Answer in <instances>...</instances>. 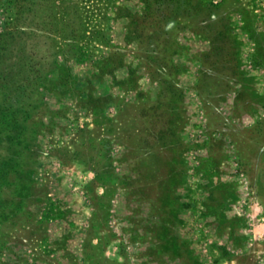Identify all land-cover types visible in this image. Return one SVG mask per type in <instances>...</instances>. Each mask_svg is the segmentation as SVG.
Listing matches in <instances>:
<instances>
[{
    "label": "rangeland",
    "instance_id": "374dc122",
    "mask_svg": "<svg viewBox=\"0 0 264 264\" xmlns=\"http://www.w3.org/2000/svg\"><path fill=\"white\" fill-rule=\"evenodd\" d=\"M150 2L0 0V264H264V0Z\"/></svg>",
    "mask_w": 264,
    "mask_h": 264
},
{
    "label": "trees",
    "instance_id": "16d2710c",
    "mask_svg": "<svg viewBox=\"0 0 264 264\" xmlns=\"http://www.w3.org/2000/svg\"><path fill=\"white\" fill-rule=\"evenodd\" d=\"M152 2H150L149 6L151 9H153L154 11H158L161 10L163 11V6L162 5V1L165 0H151ZM15 56V55H14ZM25 56V55H24ZM20 61H18V63L21 62L22 59L19 58ZM28 66V71L35 69L37 70V68L34 67L35 63L31 60H24L22 62V66ZM5 68H7L6 71H0V87L5 88L4 90V97H3V103H0V115L3 117V119L5 118V116L7 117V115L10 116L11 120L6 119L7 123H16V117L18 115V112L21 111L22 108V99L20 98L21 96V90H22V86L24 85V83L18 81L17 79H19L17 77V79L15 77L12 76V71L14 70V66H16V61H14L13 63H4L3 65ZM11 67V68H10ZM26 77H24L25 81H30L31 79H33L35 76H40L39 73L35 74V75H30V74H26ZM23 81V82H25ZM13 86L16 89L19 87V89L16 92H11V90H9V88ZM8 89V90H7ZM14 89V90H16ZM24 111V110H23Z\"/></svg>",
    "mask_w": 264,
    "mask_h": 264
}]
</instances>
